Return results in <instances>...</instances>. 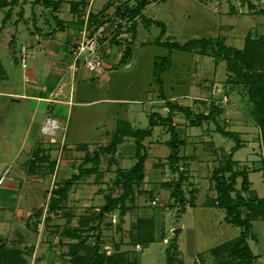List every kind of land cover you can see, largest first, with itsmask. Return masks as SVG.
<instances>
[{"label":"rangeland","instance_id":"rangeland-1","mask_svg":"<svg viewBox=\"0 0 264 264\" xmlns=\"http://www.w3.org/2000/svg\"><path fill=\"white\" fill-rule=\"evenodd\" d=\"M85 1L88 5L85 4L81 14H70L69 5L65 6V10L43 9L41 13L42 16H47L48 11L59 12L61 17L66 16L65 21L73 18L84 25L87 18L91 22L89 14L99 13L94 12V6L102 5V0ZM126 1L131 5L135 0L106 2L111 3L113 8L105 10L106 4L105 9L102 7L105 17L103 22L110 20L112 26L114 20L120 18L113 14L115 7ZM252 3L256 8L249 7L247 0H150L145 8V16L164 22L165 33H161L162 26L154 22L146 26L144 19L139 17L132 65L126 67L122 64H112L116 58L123 55L124 48L131 38L129 34L121 35L126 41L124 46L121 41H114L117 40L114 37L109 43L105 59L112 64V67L105 68L109 79L101 84L98 82L99 76L77 80L74 82L76 93L79 94L76 99L81 98L82 106L76 102L71 106H56L60 107L62 117L61 128L56 137L59 140L62 138L72 149L75 144L85 145L84 148L74 147L72 152L65 151L60 144L54 146L50 141L51 136L40 131L39 122L42 121L43 111L49 103L21 98L17 94L23 91L24 77L20 61L22 36L18 35L19 38L12 46L5 45V40L0 38V58L5 67L9 66L8 75L1 77L4 81L0 83V92H8L0 93V264H85L95 255L94 244L98 239H101L99 248L107 256V264H166L167 257L171 254L175 259L174 264L217 263L211 255V249L235 239L241 229L226 221L224 209L205 201L212 199L213 194V190L210 191V176L213 170L211 168L231 152L236 140L216 131V124L211 119H204L201 124L187 127L183 132L178 130L185 143L179 147L177 153L185 151L190 155L185 161L190 166L182 189L187 197L196 189L194 205L183 211L169 198L167 192H163L168 185L163 182L157 185V181L160 177V180L165 182L177 178L186 168L183 169L181 165L179 172L170 169L167 155L173 150L169 145H155L159 156L146 149V183L140 186L141 188L135 187L139 192L137 200L136 197L133 201L127 200L123 211L117 206L111 212L105 213L98 229V211L106 202L107 196L117 197L123 192L122 181L120 182L121 170L131 167L137 160L136 150L132 156L128 148L126 151L121 150L118 145L115 152H106L104 148L111 142L113 133L111 136L108 134L106 138L105 136L107 130L112 132L118 124L117 121L125 117L134 121L136 116L141 115L139 124L146 127L148 116L154 110L150 104L164 103L159 99L163 92L175 96L188 92L190 95L184 97L183 94L181 102H178V97L173 100L194 108V114L208 110L205 105L197 102L199 99L207 100L210 96L216 99L221 96L222 103L228 106L234 120L226 122V115H223L220 123L239 133L238 142L241 147L233 152L232 157L238 161L239 168L248 169L251 189L264 196V174L263 170H260L264 166L261 128L253 120L252 105L245 102L248 97L245 91L238 90L226 82L225 63L221 62L216 67L213 59L206 54L171 50L164 44L151 41L160 37L164 41L184 43L190 39L224 35L229 43L243 46L248 33L253 36L264 35V13H255V10L264 8V0H252ZM8 9L6 7L1 10L3 14L0 15V25L4 15L9 12ZM233 10L236 12L232 13ZM18 11L19 9L15 8L10 17H20ZM103 22H95V25ZM54 24L53 21L52 25ZM84 26L79 30L80 36ZM87 29H90L89 26ZM121 32L127 31L123 29ZM148 40L151 42L141 43ZM118 46H121V49ZM60 53L62 55L63 51ZM14 55L18 64L15 61L12 63ZM22 55H27V52L23 50ZM166 55H171L173 64L163 73L164 85L161 89L154 80L153 59ZM200 55L205 57H199ZM256 58L257 67H260L264 62V54L256 55ZM29 60V65L38 70L36 77L43 81L46 72L40 69L41 62H48V59L29 57ZM200 82L202 87L199 92L195 85ZM225 89L230 92L226 95L227 98L224 97ZM196 90L199 93L194 94ZM150 96L153 103L149 102ZM34 105L39 107L33 116L31 110ZM128 105L133 109V113L126 116ZM143 105H146L147 112L143 110ZM155 109L165 114L168 108ZM139 110L140 115L136 112ZM184 118L178 110L173 111L174 123ZM178 125H182L179 127L182 130L187 126L185 123ZM157 131L161 132L158 134L161 142L170 138L167 131L166 133L161 128ZM27 137L30 138L29 141L35 139L34 142H27ZM195 142L197 146L194 147ZM37 145H41L45 152L51 147L60 148L58 152L51 149V152H46L50 154L49 158L40 160L42 152L39 151L40 148L37 149ZM87 152L93 157L90 158ZM97 157L98 172L82 175L79 181L73 178L78 175L81 167L95 165ZM201 162L210 167L208 172ZM70 179L66 198L56 208L51 209L49 202L54 190L63 188ZM240 181L239 179V185ZM141 218L144 220L139 221ZM151 222L154 224L153 234L148 233L152 227H149ZM177 227H181V231L174 240V230ZM252 231L255 237L249 239V244L257 256L255 263L264 264V220H254ZM98 233L100 238L97 237ZM149 239L154 241L147 244Z\"/></svg>","mask_w":264,"mask_h":264},{"label":"trees","instance_id":"trees-1","mask_svg":"<svg viewBox=\"0 0 264 264\" xmlns=\"http://www.w3.org/2000/svg\"><path fill=\"white\" fill-rule=\"evenodd\" d=\"M149 1L150 0H136L134 4L131 5L128 2H124L119 3L115 7V12L113 13L115 16L128 18L131 21L130 25L126 28V31L130 33L131 43L129 42L124 48L125 51L120 59V62L122 63L127 62L131 55L132 42L136 38L139 17H142L147 25L154 22L162 26L161 33H165L166 31V25L164 22L146 17L143 13L144 8ZM247 1L249 7L256 8V5L252 3V0ZM17 2L18 0H0V12L4 7L9 6L10 8L8 11L12 10L11 6L15 5ZM32 2L33 4L41 2L46 7L51 4L55 6L59 4L58 0H33ZM78 6V3H72L73 9L78 10ZM255 13H264V8L255 10ZM89 15L91 18V22L89 23L92 28L95 26V22L98 24L105 20L104 11L100 13H91ZM8 16L9 15H6V17L3 18V23L6 22ZM114 41L119 43L117 40ZM155 43L164 44L171 50L179 49L195 52L197 54L211 55L216 64L223 61L227 69L225 78L226 82L228 84H232V87H237L238 90H243V92L245 91L247 94L248 97L245 102L252 105L253 120L261 128L264 143V62L261 63L260 67H257L258 60L256 58V55L264 54V48H262V46H264V35L256 34L253 36L248 33L242 48L228 44L222 36L195 38L184 43L174 40L162 41L161 38L158 37L155 40ZM171 66V56H157L154 60V80L159 84L161 89H163V79L161 74L164 70L169 69ZM0 71V79H2L1 77L5 76V70H3L1 58ZM162 97H164V93L161 94V98ZM164 98L167 99L166 96ZM166 104L169 107V113L167 116H162L157 111L151 112L148 116V126L146 127L134 128L129 121L122 119L117 121V128L112 135L111 142L105 146L104 150L110 153L115 152L117 145L123 141L124 137L130 136L134 139L137 160L131 167L126 170H121L120 182L122 181L123 192L117 197H112V195L107 196L106 202L98 211V229L101 221H103L105 213L111 212L116 209L117 206H120L121 211H123L126 206V201H133L135 199V187H140L144 183L146 170L145 161L147 157L145 153L146 145L144 144V140L147 136L152 134L155 126H165L166 130L170 134V138L166 142L173 150L168 157L171 170L173 172H179L178 169L182 165L180 163L185 164L186 157H179L177 155L179 147L185 143V139L180 136V132L176 129L172 120L173 111L178 110L184 114L188 125H198L201 124L204 119H211L216 124V131L224 136L236 140V144L232 147L231 152L224 155V158L220 160L219 164L214 167L211 173L210 182L213 189L217 192V197L208 199L207 203L224 209L226 213V221L239 226L241 230L238 237L213 247L210 252L211 255L215 257V262H217L215 264H256L255 260L257 256L254 255L248 239L252 236L253 221L257 219L264 220V196L258 195L256 190L251 189V183L248 178V169L239 168L238 161L234 160L232 157L233 152L241 147L238 142L239 133L231 129H227L225 124L220 123V119L222 118L221 115L224 111L222 104H216L213 102L210 104L207 112L199 111L197 114H194V110L189 106L174 104L170 100H166ZM38 148H40L39 151L42 152V154H40V160L48 159L50 156L49 153H46L48 151L45 152L41 145L38 146L37 149ZM87 155L90 156V158L92 156L88 154V152ZM95 155L98 156L97 154ZM90 158H85V160H89ZM98 160L99 159L97 157L96 164L93 166L81 167L78 175L73 176V178L77 180L81 178L82 175H90L98 172ZM262 162L264 164V160ZM50 164H53V162H50ZM263 167L261 170H263L264 174ZM187 178L186 169L182 170L177 178H173L171 181L167 182L169 187L172 188L171 196L175 199V202L178 203L181 211L185 210L188 202L190 205H194L195 202L196 189H193V193L190 197H187L182 189L183 182ZM239 179L241 180L240 185ZM70 184L71 179L63 188L54 190L49 202V207L51 209L56 208L66 198L67 188ZM143 220L144 219L142 218L139 219V221ZM149 227L151 228L148 233H152L154 231V224L151 222ZM97 237H101L100 233H98ZM100 240L101 239H98L94 244L95 255L85 264H107V256L104 255L99 248L101 243ZM152 241L154 240L149 239L146 243L148 244ZM173 257L174 256L172 254L168 256L166 264H174L175 259Z\"/></svg>","mask_w":264,"mask_h":264},{"label":"crops","instance_id":"crops-1","mask_svg":"<svg viewBox=\"0 0 264 264\" xmlns=\"http://www.w3.org/2000/svg\"><path fill=\"white\" fill-rule=\"evenodd\" d=\"M8 1H10V0H8ZM32 1L33 0H18V2L15 5L11 6L12 10H10L7 13V14H9V16H8L6 22L3 23V19H2V24L0 25V27L2 28V30L0 31V38L2 40H5L3 42L5 45L8 44V46H10V45L12 46V44L15 41H17V39L19 38L18 35L22 36L23 42L21 43V49H20V61L22 59L23 50H25L27 52V55H25L26 56V60H25V64L24 65L22 64V61H21V68H23L22 73H23V77H24L22 79V89H23V91H21V93L18 92L17 94L21 98H30V99H34L36 101H45V102L49 103V104L46 105V108L43 111V114L47 113L48 115L47 114L46 115L42 114V117L43 116L44 117L41 118L42 119V121H40L41 124L39 122L40 131L42 133H44V134H47V135L51 136V140L50 141L54 144V146H56V144H60V145L63 146L64 150L66 149L65 151L72 152V151H74L73 150L74 147L79 148L81 146V148H84L85 145L82 144V143L75 144L76 146H74L73 149H72V147H69L66 144V142H63L62 138H61V140H59L56 137V135L58 133L57 131L61 128L60 125L62 124V120H61L62 117H61V114H60L61 110H60V107H56V106H59V104H66V105H70L71 106V105H74L75 102L78 103V105L82 106L83 101H81V98L76 99L77 95H79V94L76 93V84L74 85V82H76L77 80L78 81L79 80H86V79L88 80V79L95 78L96 76H99L98 82H99V84H101L103 81L105 82V81H107L109 79V74H108L107 70H105V68L100 70V71L99 70L98 71H90L89 69H86L85 67H81L78 70H75L74 67L72 66V59H71V57L68 54V47L72 43L78 41V39L80 38L79 37L80 36L79 35V30L82 28L83 24H80L79 22L74 21L73 18L69 19L68 21H65L66 19H64V18L66 16L64 18L61 17L60 15H58L59 12L54 13L53 11H48V13H47L48 15L47 16L46 15L42 16L43 13H41V10H43V9L44 10H46V9L51 10L52 8L53 9L57 8V9H60V10L61 9L65 10V6L69 5L70 14H72V13H73V15L81 14L82 9L85 7V4H86V6L88 5L87 1H85V0H79V1L70 0L71 2H68L66 0H58L59 4L57 6L51 4V5L47 6V7L41 2L37 3V4H33ZM108 1L109 0H102V5L100 7H98V6L95 7L94 6V12H99L100 13V12L104 11L105 8H106L105 10H112L113 6H111V4L106 3ZM161 1H163V0H161ZM74 2L79 4L78 10H75V9L72 8V3H74ZM134 2H133V4H134ZM40 7H45V8H40ZM102 7L103 8L105 7V8L102 9ZM5 8L6 7H4L3 9H5ZM8 8H10V6ZM15 8L19 9L18 13L21 15L20 17H17L18 19L17 18L16 19H12V17H10L11 11H13ZM145 8L143 10L144 14H145V10H146ZM60 10H58V11H60ZM234 12H236V10L232 11V13H234ZM39 13H41V14H39ZM1 14H3V13L0 12V15ZM63 14H65V13H63ZM6 15H4V16L6 17ZM65 15H67V13ZM50 18H52V19L50 20ZM53 21L55 22L54 25H52ZM145 25L147 26V24H145ZM138 31H139V28L137 27L136 38L133 41L134 43L132 45L131 55H130L129 59L127 60V62H125V63L120 62L121 57H118V58H116V61H114V63H112L113 65H115V64L121 65L122 64V65H125L126 67H129V66L132 65L131 59H132V56H133V53H134V48L137 45L135 43V41L137 40ZM222 37L225 38V41L228 44H231V43H229L227 41L226 36L223 35ZM156 39L154 38L151 41L155 42ZM129 40H131V38ZM149 41L150 40L142 41L141 43L143 44V43L149 42ZM162 41H164V40H162ZM231 45H234V44H231ZM236 47L242 48L243 46L236 45ZM118 48L121 49V46H118ZM61 51H63L62 55L60 53ZM166 56H171V55H166ZM207 56H209V57H211L213 59L214 66H216V67H218L219 64L221 62H223V61H220L218 64H216L214 58L211 55H207ZM29 57H30V59L37 58L38 60L42 59V57L45 58V59H48V62H46V61L41 62L42 64H41V68L40 69H42L43 72H46V77H45V79L43 81H40L38 79V77H36L35 73L38 70H36L35 67L29 65V62H30V60L28 61ZM199 57L204 58L205 55H200ZM199 57H198V60H199ZM155 58L153 59V66H154ZM14 61L18 64V59H17L16 55H14L12 63ZM12 63H11V65H12ZM106 64H107V66H106L107 68L112 67V64H109L107 60L105 62V65ZM172 64H173V62H172ZM203 66H204V64H203ZM7 67H9V66H7ZM7 67H5V65H3V70H5V72H4L5 75H8ZM169 69L164 70L162 72L161 76H163V73L167 72ZM202 70H204V69H202ZM68 75H69V79H67ZM162 79H163V77H162ZM2 81H4V79H0V83ZM211 81H212V79H211ZM163 85H164V79H163ZM201 87H202V83L201 82L200 83H196L195 88H198L199 92L201 91ZM199 88H200V90H199ZM230 90L233 92L232 88H230ZM198 91L195 92L194 94L199 93ZM2 92H0V93H2V94L8 93V92L5 93V91H3V90H2ZM223 92L225 93L224 97L227 98L228 96H226V95H228V93H230V92H228V89H225V91H223ZM10 93H13V92H10ZM163 93H164V97L166 96V98H167L166 100H170L172 103L178 104V105H181V103H178V102H181L184 97H188L190 95L188 92H182V93H180L177 96L169 95L166 92H163ZM183 94H184V97L182 96ZM187 94H189V95H187ZM164 97H162V98L160 97L159 98L164 103H162L161 105L150 104V107H154L153 111H157L162 116H167V114L169 113V107L167 106L166 100H165ZM177 97H178V99L180 98L178 100V102L173 100L174 98H177ZM220 97L221 96H219L218 98L215 99L212 96H210L207 100H200L199 99L197 102H200L202 105H205V107H207L208 110H209L210 104H212L213 102L216 103V104H222L223 107H224V111H223V114L221 116H222V118H224L223 115H226L227 119H226V117L224 118L226 120V122H228V121L231 122V121L234 120L232 118V112L228 111V106L226 107L222 103L223 101H222V99H220ZM101 99H103V98H101ZM239 100L240 99H238V101ZM225 101H227V99ZM240 101L242 102V100H240ZM149 102H152V103L154 102L153 100L151 101V96L149 97ZM233 105H235V103ZM184 106H187V105H184ZM239 106L240 105H238V108H240ZM38 107L39 106H37V105L33 106V109L31 110V114H33V116H34V113L36 112V109ZM126 107H127L126 116L128 114L133 113V111H132L133 109L131 110V107L129 105L126 106ZM158 107H161V108L165 107V108H168V109H167V111L164 114V113L160 112L158 109H155V108H158ZM195 107L197 108L198 105H195ZM143 110L145 112H147L146 111V105H143ZM136 112L138 113V112H141V111L139 110V111H136ZM136 112L134 111L135 114H136ZM148 114H149V112L147 113V115ZM138 115H140V114L138 113ZM140 118H142L141 115L140 116H136V118H134V121H132V120L130 121V119H127V117L121 118V119L125 120V121L129 120L131 125L135 128V127H141L140 124H139ZM47 121L49 122V124H48L47 131H45L43 129V127H44L43 125L45 123H47ZM184 123L187 126H185V128L182 130V129L179 128V127H182V125H178V124H184ZM174 124L176 126V129L177 130H181L182 132L185 131L187 129V127L190 128V127L193 126V125L192 126L188 125L186 117L183 120H179L178 123H174ZM147 126H148V121H147ZM116 128H117V124H116V127L113 128L112 132H109L107 130L106 131V135L107 136H105V138L108 137V134H110V136H111L112 133H114V131L116 130ZM160 128L164 132L167 131L165 126L157 125V126L154 127L152 134L147 136L145 138V140H144V144L146 145V149L148 151L151 150V152L155 153L157 156H159L160 154L157 151H155V145L158 144V146H159V145H161V143H164V144L167 145L166 141L168 140L167 139L166 141L161 142L162 139H160V137L158 136V134L161 133V132L157 131ZM168 134H169V132H168ZM162 135L163 134H161V136ZM169 136H170V134H169ZM29 139L30 138L27 137V142L29 141ZM34 140L32 138V140H30V141L34 142ZM118 146L120 147L121 150H125V151H126V148H128L127 150H129V152L132 153L131 155L134 156V152L136 150V146H135L133 137H130V136L126 137L125 136L123 141L120 144H118ZM195 146H197L196 142L194 143V147ZM37 147H38V145H37ZM59 148L60 147H58V149L57 148L54 149L53 147H51V149L57 150V152L59 151ZM51 149H49V150L46 149V151H48V152L50 151L51 152L52 151ZM180 152H183V151H180ZM184 152L183 153H179L181 155H179L177 153V155H179V157L180 156H185L186 157L185 161H187L190 155H188L187 152H185V153ZM167 156L169 157V155H167ZM158 162H159V159H158ZM186 163L187 162H185V164L181 163L182 167H183V169L185 167L187 170H189V166L190 165H189V163H187V164ZM201 164H203V162H201ZM169 167H170V164H169ZM214 167L211 168V169H214ZM204 168H205V171L208 172L210 167L207 166V165H204ZM256 170H257V168H256ZM161 174H162V172H161ZM205 176H203V177H205ZM173 177H175V176L173 175ZM199 177H201V174L199 175ZM205 178H207V177H205ZM160 179H161V177H160ZM160 179L158 178L157 185L158 184L161 185L163 183L168 185L167 182L169 181V179L166 182L165 181H161ZM79 180H81V179H78L77 181H79ZM171 180L172 179H170V181ZM145 181H146V170H145L144 183L141 185V187L146 183ZM184 183H183L182 186H184ZM141 187H139V188H141ZM212 190H213L212 198H216L217 197V192H216L215 189H213V187L211 185V182H210V191H212ZM164 191L167 192V194L169 195V198L172 199L173 202H175V199L171 196L172 189H171V187H169V185H168V188H166V190L165 189L163 190V192ZM138 193L139 192H137L136 189H135V197L137 196ZM185 195H186V193H185ZM136 200H137V197H136ZM207 201H208V199H206L205 203H207ZM175 203L178 204L177 202H175ZM189 206H193V205H190L189 202H188V205L186 206V208L189 207ZM177 207L179 208V206H177ZM177 228H180V230L178 232V236H179V233L181 231V227H177ZM178 236H177V238H178ZM253 237H254V233L252 231V236H250V238L253 239ZM249 239H248V242H249Z\"/></svg>","mask_w":264,"mask_h":264},{"label":"built area","instance_id":"built-area-1","mask_svg":"<svg viewBox=\"0 0 264 264\" xmlns=\"http://www.w3.org/2000/svg\"><path fill=\"white\" fill-rule=\"evenodd\" d=\"M123 19H125V21H123ZM85 23L81 32L82 36H80L76 43H72L68 47V54L72 59V66L75 70L85 67L90 71H100L107 68L105 59L110 41L115 37L117 41H121L123 43L122 45H124L125 40L121 35H130V33H120V31L126 29L131 21L128 18L120 17L114 20L112 26L110 20H108L97 26L95 25L93 28L90 27L88 18ZM88 26L90 29H87ZM25 60L26 56L22 55L23 65L25 64ZM48 124L49 122L47 121V123L43 125L45 131L48 129Z\"/></svg>","mask_w":264,"mask_h":264},{"label":"water","instance_id":"water-1","mask_svg":"<svg viewBox=\"0 0 264 264\" xmlns=\"http://www.w3.org/2000/svg\"><path fill=\"white\" fill-rule=\"evenodd\" d=\"M179 230H180V228H177V229L174 230V240L177 239Z\"/></svg>","mask_w":264,"mask_h":264}]
</instances>
